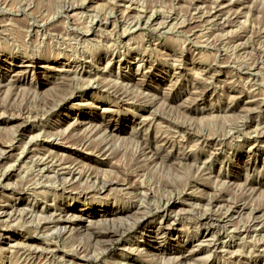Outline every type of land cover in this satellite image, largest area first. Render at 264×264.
Instances as JSON below:
<instances>
[{
	"label": "rangeland",
	"instance_id": "rangeland-1",
	"mask_svg": "<svg viewBox=\"0 0 264 264\" xmlns=\"http://www.w3.org/2000/svg\"><path fill=\"white\" fill-rule=\"evenodd\" d=\"M68 263L264 264V0H0V264Z\"/></svg>",
	"mask_w": 264,
	"mask_h": 264
},
{
	"label": "bare ground",
	"instance_id": "bare-ground-1",
	"mask_svg": "<svg viewBox=\"0 0 264 264\" xmlns=\"http://www.w3.org/2000/svg\"><path fill=\"white\" fill-rule=\"evenodd\" d=\"M130 21H131V20H130ZM183 124H184V123H183ZM48 140H49V139H48ZM7 148H10V146H7ZM4 149H5V148H4ZM7 150H8V149H7ZM9 150H10V149H9ZM2 152H5V151L2 150ZM3 154H4V153H3ZM36 158H37V157H36ZM38 158H39V157H38ZM47 163H48V162H47ZM47 163H46V165H48ZM49 163H51V162H49ZM42 164H43V163H42ZM50 166H51V165H50ZM76 166H77V165H76ZM42 167H43V166H42ZM45 167H46V166H45ZM48 167H49V166H48ZM50 168H51V167H50ZM74 168H75V166H74ZM52 169H53V168H52ZM42 170H44V169H42ZM47 170H48V169H47ZM47 170H46V171H47ZM55 170H56V169H55ZM77 170H78V168H77ZM55 172H56V171H55ZM59 172H61V171H59ZM43 173H44V172H43ZM52 173H53V172H52ZM67 173H69V177H70V175H71V176H74V174L77 173V171L74 172V171H72V170H69ZM56 174H57V173H56ZM59 176H60V175H59ZM76 176H77V174H76ZM78 176H79V175H78ZM75 180H77V179H75ZM99 180H100V179H99ZM73 181H74V180H73ZM100 183H101V184H100L101 186H102V185H111V186H112L113 183H115V182L112 183V182L101 181ZM64 184H65V183H64ZM67 184H68V182H67ZM65 186H66V185H65ZM113 186H114V185H113ZM30 187H31V186H30ZM103 187H104V186H103ZM25 188H26V187H25ZM25 190H27V189H25ZM28 191H29V190H28ZM32 191H33V190H32ZM24 193H25V192H24ZM33 194H34V193H33ZM2 210H3V209H2ZM138 212H139V211H138ZM4 213H5V212H4ZM14 216H15V215H14ZM167 216H168V215H167ZM167 216H162V219H161V220H162V221H163V220H166V219H167ZM73 217H74V216H73ZM77 218H79L80 220L82 219L81 216H80V217H76V216L74 217L75 220H76ZM117 218H118V217H117ZM72 219H73V218H72ZM72 221H73V220H72ZM106 221H107V220H106ZM106 221H105V222H106ZM113 221H114V220H113ZM54 225H55V224H54ZM133 225H134V224H133ZM74 226H75V225H74ZM108 227H109V226H108ZM112 227H113V226H112ZM131 227H132V226H131ZM108 229H109V228H108ZM207 229H208V228H207ZM72 230H74V229H72ZM109 230H110V229H109ZM111 230H113V229H111ZM111 230H110V231H111ZM58 231H59V229H58ZM102 231H103V230H102ZM59 232H60V231H59ZM106 233H107V231H106ZM95 234H96V235H101V233H95ZM103 234H104V233H103ZM118 234H119V233L116 232V231H115V232H109V233H107V236H108L109 238H112V237H116ZM119 236H120V235H119ZM206 236H207V230H206L205 233L202 235V237L205 238ZM107 240H108V239H107ZM200 240H201V239H200ZM102 241H103V240H102ZM211 246H212V245H211ZM18 247H19V246H18ZM37 250H38V249H37ZM33 253H34V252H33ZM48 263H49V262H48ZM68 264H69V263H68ZM76 264H77V263H76Z\"/></svg>",
	"mask_w": 264,
	"mask_h": 264
}]
</instances>
